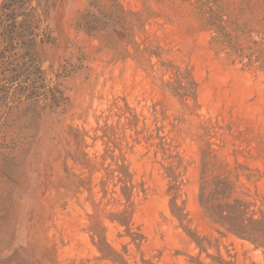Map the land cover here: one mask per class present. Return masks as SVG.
<instances>
[{"label":"rangeland","instance_id":"rangeland-1","mask_svg":"<svg viewBox=\"0 0 264 264\" xmlns=\"http://www.w3.org/2000/svg\"><path fill=\"white\" fill-rule=\"evenodd\" d=\"M260 234L264 0H0V264H264Z\"/></svg>","mask_w":264,"mask_h":264},{"label":"trees","instance_id":"trees-1","mask_svg":"<svg viewBox=\"0 0 264 264\" xmlns=\"http://www.w3.org/2000/svg\"><path fill=\"white\" fill-rule=\"evenodd\" d=\"M235 53H236V55H240L241 54V51L240 50H238V49H236L235 50ZM52 97L53 98H51V100L53 101V104H54V106H59L60 105V98L58 97V96H56V95H52ZM246 227V226H245ZM241 229L243 230V228H238L237 230H232L233 231V233L236 235V236H239V237H243V236H245L244 235V233H242L241 232ZM260 237H264V234H260ZM262 239H264V238H262ZM256 241H258L259 242V240H254V242L253 243H256V244H258ZM263 242H264V240H262ZM264 246V245H263Z\"/></svg>","mask_w":264,"mask_h":264}]
</instances>
